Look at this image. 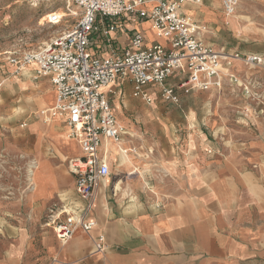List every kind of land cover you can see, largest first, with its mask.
Instances as JSON below:
<instances>
[{"label": "crops", "instance_id": "obj_1", "mask_svg": "<svg viewBox=\"0 0 264 264\" xmlns=\"http://www.w3.org/2000/svg\"><path fill=\"white\" fill-rule=\"evenodd\" d=\"M201 6H187L186 12L203 25L217 24V12ZM106 39L93 33V52L107 54L110 48ZM110 39L111 48L122 55L125 34H111ZM236 69L259 94L258 99L245 98L240 87L194 90L184 98L206 101L208 109L201 120L184 121L181 104L167 105L159 100L146 104L132 97L128 80L116 83L108 99L125 135L119 145L103 142L111 175L98 186L97 198L107 188L115 191L116 185L127 191V196L96 198L89 214L96 227L88 233L77 228L65 245L56 238L54 226L48 225L53 231L42 233L35 258L26 230L18 233L2 227L5 234L0 235V264H264V71L239 63ZM36 83L22 85L28 87L27 91L23 87L24 92L33 91L35 107L20 128L28 129L34 138L39 164L36 179L42 186L27 200L38 204L57 195L58 206L80 214L85 203L74 186L63 187L59 170L62 163L81 155L80 148L66 138L60 119L46 126L40 122L29 125L39 111L55 102L49 81L39 79ZM48 93L50 101L46 104L42 97ZM219 105L221 108L215 110ZM190 115H195V110L190 109ZM75 147L79 154L74 153ZM123 147L137 150L128 154L130 160L121 154ZM131 160L134 167H130ZM49 175L52 184L47 188ZM145 191L156 198L141 196ZM99 236L104 237L101 253L94 249Z\"/></svg>", "mask_w": 264, "mask_h": 264}, {"label": "built area", "instance_id": "obj_2", "mask_svg": "<svg viewBox=\"0 0 264 264\" xmlns=\"http://www.w3.org/2000/svg\"><path fill=\"white\" fill-rule=\"evenodd\" d=\"M204 0H68L64 12L46 18L51 26L68 18L76 19L71 30L55 37L36 51L7 61L16 72L33 67L32 79H46L55 92L54 105L37 113L44 123L63 121L69 139L81 155L70 159L77 196L84 209L74 214L66 206L55 205L48 225L54 226L58 241L65 245L80 228L88 233L96 227L89 214L97 198V188L111 175L103 142L119 145L125 135L110 105L108 94L118 82L128 80L132 97L146 104L155 97L167 105L179 106L182 96L192 91L240 87L247 99L259 94L243 81L236 64L264 71V57L239 52L226 53L204 42L205 25L186 12L187 6H201ZM238 0H223L225 15H232ZM72 8L76 10L73 11ZM146 24L154 39L147 40ZM124 33L123 54L111 48V34ZM100 33L110 48L107 54L91 49L90 37ZM21 124L20 127H24ZM135 148L120 150L135 154ZM64 216V219L61 218ZM97 253L104 251V237L94 242Z\"/></svg>", "mask_w": 264, "mask_h": 264}, {"label": "rangeland", "instance_id": "obj_3", "mask_svg": "<svg viewBox=\"0 0 264 264\" xmlns=\"http://www.w3.org/2000/svg\"><path fill=\"white\" fill-rule=\"evenodd\" d=\"M67 2L68 0H0V235L5 234L2 227L8 230L15 229L18 233L26 230L27 237L31 241L30 253L34 258L41 247L42 233L53 227H48V220L51 216L50 211L56 212L54 206L57 205L59 198L53 195L38 204L27 200L31 192L39 193L42 181L36 179L38 177L36 168L33 169V181H29L31 163L36 162L34 138L28 135V129L23 131L20 126L34 109L35 102L31 95L33 91L29 89L28 92H24L28 87L22 85L31 83L32 86H36L37 83L32 80L31 75L34 72H31L29 67H25L23 71L25 75H21L23 72L17 73L15 66L7 61V57L10 55L19 57L26 52L36 51L49 43L51 39L71 30L77 22L76 19L68 18L55 26L46 23L49 14L57 11L64 12ZM203 5L217 12L215 14L210 11L216 15L218 24H205L206 32L203 40L206 44L213 45L219 50L224 48L226 53L237 51L242 54L258 53L264 56V0H238L234 10L238 20H228L229 22L225 20L227 17L223 9V0H204ZM202 6L200 9L203 8ZM142 28L146 32L147 40L152 41L154 37L148 30V26L143 24ZM240 76L243 78L242 73ZM23 87L26 88L24 91ZM42 100L46 104L49 103L50 94L42 97ZM180 104L183 110L180 116L184 121L201 120L208 109L206 101L191 102L184 96L181 97ZM217 108H221V105L215 106L214 109ZM190 109L195 110L194 117L190 115ZM33 122H40L46 126L40 117L30 119L29 125ZM55 123L57 122L49 124L48 127L53 128ZM185 130L183 129L182 132ZM224 130L227 134L229 129ZM74 153L79 154L77 147ZM49 156L54 157V154L49 152ZM54 163L57 165L56 161ZM131 163L130 167H134L132 160ZM135 167L137 168L136 165ZM59 170L63 187L74 186L68 162L62 163ZM50 184L52 182L49 175L47 188ZM114 187L115 191L107 188L97 201L109 195L116 199L127 196V191L121 190L117 185ZM140 194L145 198L152 196L156 198V195L150 191L140 192Z\"/></svg>", "mask_w": 264, "mask_h": 264}, {"label": "bare ground", "instance_id": "obj_4", "mask_svg": "<svg viewBox=\"0 0 264 264\" xmlns=\"http://www.w3.org/2000/svg\"><path fill=\"white\" fill-rule=\"evenodd\" d=\"M237 6V5H236ZM236 15V13H233L232 15H225L227 18L225 19L226 21H235V20H238V18H237V16H235ZM228 21V22H229ZM229 25V24H228ZM54 120H58L57 118L56 119H53V120H51L50 122H52V121H54ZM49 122V123H50ZM66 138H68V136H67V133H66ZM69 139V138H68ZM128 160H130V157L128 156V155H124ZM30 168H32V169H30L29 170V181L30 182H32L33 181V177H34V172H33V169H39V164L38 163H36V162H32L31 163V167ZM34 188H35V185H34Z\"/></svg>", "mask_w": 264, "mask_h": 264}]
</instances>
